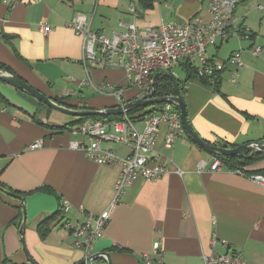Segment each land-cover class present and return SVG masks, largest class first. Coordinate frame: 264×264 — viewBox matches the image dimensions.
Listing matches in <instances>:
<instances>
[{"label": "crops", "instance_id": "obj_1", "mask_svg": "<svg viewBox=\"0 0 264 264\" xmlns=\"http://www.w3.org/2000/svg\"><path fill=\"white\" fill-rule=\"evenodd\" d=\"M207 5L208 0H0V63L73 108L119 106L114 97L97 88L107 82L121 87L128 103L137 94L128 73L95 65L87 71L81 61L82 36L68 22L77 13H86L94 30L111 35L122 30L121 21L147 27L162 20L208 18ZM236 14L252 38L234 36L209 48L216 61H226L235 50L243 49L246 66L240 69L236 84L229 80V70L220 75L217 85L210 86L199 79L186 81L185 73L175 67L181 71L193 130L206 141L228 148L264 142V13H247L238 4ZM41 23L51 27L49 34L41 31ZM254 44L262 47L258 56L251 52ZM51 110L0 79V182L23 194L26 206L21 233L22 202L0 191V264H30V258L37 264L81 263L84 251L64 223L79 225L85 213H102L114 198L121 163L100 164L71 149L69 143L76 136L69 129L80 124L79 117L52 118ZM136 125L143 129L140 121ZM168 132L169 126L162 123L153 151L166 173L154 181L143 176L135 179L94 251L110 253L111 264H145L143 253L159 240L165 264H206L205 256L228 252L241 253L245 264H264V188L248 178L264 173V156L242 169L224 165L212 171L209 164L218 155L198 145L186 131L169 144ZM36 140L44 146L29 149ZM102 146L119 158L129 153L120 143L105 141ZM200 160L208 162L206 169H198ZM63 202L70 204L66 214L59 211ZM48 219L51 229L41 237L37 226ZM100 262L108 264L107 259Z\"/></svg>", "mask_w": 264, "mask_h": 264}, {"label": "built area", "instance_id": "obj_2", "mask_svg": "<svg viewBox=\"0 0 264 264\" xmlns=\"http://www.w3.org/2000/svg\"><path fill=\"white\" fill-rule=\"evenodd\" d=\"M239 2L240 0H208V18L196 15L185 21L162 20L157 26L147 27H139L134 21H121L119 26L122 30H115L111 35L94 30L91 18L86 13H77L68 25L82 36L81 61L86 70H89V65L125 69L132 85L137 88V94L132 100H137L152 97L156 73H171L180 80L175 67H179L183 72L185 66H190L199 80H206L210 84L215 83L216 76L229 70V80L236 84L240 69L246 66L243 49L235 50L226 61H216L210 55L209 48L234 36L252 38L249 28L236 14ZM259 9H264V6L259 5ZM40 29L45 35L51 31V27L46 23H41ZM251 52L258 56L262 53V47L254 44ZM97 90L114 97L119 106L126 104L124 89L121 87L107 82ZM148 106H151L150 112L139 120L126 113L121 119L111 122L86 119L69 129L70 133L76 136L69 143L71 149L83 151L89 159L100 164H113L118 161L122 165L110 205L100 214L85 213V219L79 225L72 221L64 223L76 237V246L84 251L83 264H101L100 259H106L104 255L96 256V241L105 235L114 209L135 179L143 176L149 181H154L166 173V166L153 155L161 124L166 123L169 126L165 138L169 144L185 131L180 111L174 104L163 102ZM136 121L143 124L142 130L137 127ZM105 141L123 144L129 153L119 158L112 149L102 146ZM43 146L41 140H36L28 147L33 150ZM224 165L223 160L216 157L209 164V169L219 171ZM197 167L204 170L208 167V162L200 160ZM177 172L182 174L183 170L177 169ZM237 172L243 174L241 170ZM248 178L264 188V173H252ZM69 210L68 202L61 203L60 212L66 214ZM204 259L206 264H245L239 252L220 255L213 253ZM143 261L145 264H165L161 241H155L152 250L143 253Z\"/></svg>", "mask_w": 264, "mask_h": 264}, {"label": "water", "instance_id": "obj_3", "mask_svg": "<svg viewBox=\"0 0 264 264\" xmlns=\"http://www.w3.org/2000/svg\"><path fill=\"white\" fill-rule=\"evenodd\" d=\"M160 77H167L170 78L175 86V94L173 95H168L164 97H158L156 96V87L158 84V79ZM0 79L3 80L6 83L11 84L15 88L32 95L45 103L49 108L68 114L72 115L75 117H92V116H119V115H124L130 110H133L138 107L142 106H148L151 104H158V103H163V102H171L174 104L178 110L180 111L181 114V121L183 123V126L185 128L186 133L189 135V137L195 141L198 145L203 147L205 150L208 152L218 155V156H234V157H239L243 160L250 159L252 156L258 153H263L264 152V142H251V143H245L242 145H238L232 148L228 147H222V146H217L214 145L205 139L199 137L197 133L193 130L187 116V108L185 101L183 99V96L180 92L178 81L175 78V76L171 73H156L154 76L155 82H154V88L152 90L150 98H141L137 100H132L128 103H126L123 106H114V107H108L105 109H89V108H73V107H68L64 104L58 103L54 98L48 96L47 94L41 92L37 88L33 87L30 85L28 82H26L24 79H22L20 76H18L15 73H12L6 69H0ZM5 193L8 195H12L16 198H19L22 202V208H23V221L22 225L20 228V232L23 233L25 230V224H26V206H25V198L23 195L19 194H14L8 190H4ZM22 241L25 247V239L24 236L22 235ZM98 255H104L106 256V259L108 261V264H111V257L110 253L107 252H97L96 256ZM30 264H37L36 261H34L32 258H30ZM79 264H83V261Z\"/></svg>", "mask_w": 264, "mask_h": 264}, {"label": "trees", "instance_id": "obj_4", "mask_svg": "<svg viewBox=\"0 0 264 264\" xmlns=\"http://www.w3.org/2000/svg\"><path fill=\"white\" fill-rule=\"evenodd\" d=\"M0 69H6V70L13 73V71L9 67L5 66L2 63H0ZM183 72L185 73V80L186 81L191 80V79H198V75L190 66H185ZM219 78H220V75L216 76L214 84H210L206 80H201V81L204 82L205 84L213 86L215 84L217 85L220 82ZM177 81H178L180 92L183 96V87H182L181 80H177ZM171 94H175V86H174L173 81L167 77H160L158 79V84L156 87V96L164 97V96L171 95ZM55 100L58 103L64 104L68 107H73L71 105H67L66 103H64L63 101H61L59 99H55ZM40 105L50 110V108L45 103H43L42 101H40ZM147 107L148 106H142V107L135 108V109L127 112V115H129L131 118H133L135 120H139L150 112V109H147ZM123 116L124 115H119L116 117L121 119ZM107 117L110 118L112 116H107ZM89 118L104 119V118H106V116L82 117V118H79L78 120H79V122H82V121L89 119ZM260 156H264V152L255 154L254 156H252V158L246 159V160H243L239 157H234V156H219V157L223 160L224 164L227 165L228 167H230L232 169H242L244 167L243 166L244 164L250 162V160H255L257 157H260ZM4 190H8V189L2 182H0V191L5 192ZM8 191H10V190H8ZM10 192H12L14 194H19L15 191H10ZM19 195H23V194H19ZM19 211H20V215H23V208L21 205H19ZM50 229H51V225H50L49 219L40 222L37 226V230H38L41 237H44Z\"/></svg>", "mask_w": 264, "mask_h": 264}, {"label": "rangeland", "instance_id": "obj_5", "mask_svg": "<svg viewBox=\"0 0 264 264\" xmlns=\"http://www.w3.org/2000/svg\"><path fill=\"white\" fill-rule=\"evenodd\" d=\"M259 5H263L264 6V0H244L243 2L239 3V9H243L245 10L247 13H256L258 16L259 14H263L264 13V9L261 10L259 9ZM256 15L253 16L254 19H257V17H255ZM259 20H260V17H259ZM213 50H215L213 48ZM177 69V68H176ZM178 72L181 73L180 69L178 68L177 69ZM29 95V94H27ZM31 97H33L34 99H36L34 96L30 95ZM151 106H148L147 109H150ZM51 114H52V118H59V117H64V118H69L70 116L65 114V113H62V112H59V111H56V110H51ZM104 119H107L104 118Z\"/></svg>", "mask_w": 264, "mask_h": 264}]
</instances>
